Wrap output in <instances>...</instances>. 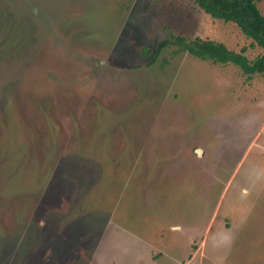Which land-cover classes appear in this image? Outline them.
Instances as JSON below:
<instances>
[{
  "label": "rangeland",
  "instance_id": "obj_1",
  "mask_svg": "<svg viewBox=\"0 0 264 264\" xmlns=\"http://www.w3.org/2000/svg\"><path fill=\"white\" fill-rule=\"evenodd\" d=\"M168 33L264 52L193 0H0V264H264V78L147 65Z\"/></svg>",
  "mask_w": 264,
  "mask_h": 264
},
{
  "label": "trees",
  "instance_id": "obj_2",
  "mask_svg": "<svg viewBox=\"0 0 264 264\" xmlns=\"http://www.w3.org/2000/svg\"><path fill=\"white\" fill-rule=\"evenodd\" d=\"M195 5L211 18L232 22L240 32L249 39V46H257L264 51V15L257 6L256 0H193ZM174 45L173 53L186 52L212 63L233 64L249 77L259 74L264 78V52L248 59L244 55L245 47L239 51L228 49L223 43L200 37L186 38L168 33V36L156 44L152 56L146 62L151 64L162 48ZM147 55L150 50L142 49Z\"/></svg>",
  "mask_w": 264,
  "mask_h": 264
},
{
  "label": "crops",
  "instance_id": "obj_3",
  "mask_svg": "<svg viewBox=\"0 0 264 264\" xmlns=\"http://www.w3.org/2000/svg\"><path fill=\"white\" fill-rule=\"evenodd\" d=\"M42 223V219H40V220H38V221H36V223ZM43 245V246H42ZM42 245H40L39 246V248H37L39 251H37V252H35L34 251V248H33V251H34V255H35V258L36 257H40V255H41V252H40V250L41 249H45V251H50L51 250V247H49L47 244H42ZM47 248H49V250L47 249ZM36 250V249H35ZM50 254H51V252H49ZM34 258V259H35ZM45 261H43V263H44ZM34 263H39V261H37V260H35V262ZM46 263H49V261L48 262H46Z\"/></svg>",
  "mask_w": 264,
  "mask_h": 264
},
{
  "label": "water",
  "instance_id": "obj_4",
  "mask_svg": "<svg viewBox=\"0 0 264 264\" xmlns=\"http://www.w3.org/2000/svg\"><path fill=\"white\" fill-rule=\"evenodd\" d=\"M195 153L196 154H199L200 153V150L199 149H195Z\"/></svg>",
  "mask_w": 264,
  "mask_h": 264
}]
</instances>
